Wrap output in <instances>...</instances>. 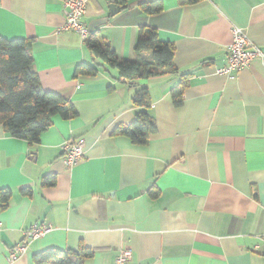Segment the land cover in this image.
Wrapping results in <instances>:
<instances>
[{
  "label": "crops",
  "instance_id": "crops-1",
  "mask_svg": "<svg viewBox=\"0 0 264 264\" xmlns=\"http://www.w3.org/2000/svg\"><path fill=\"white\" fill-rule=\"evenodd\" d=\"M117 1L88 0L84 24L110 17ZM150 1L121 8L100 28L126 61L135 59L142 28L174 46L177 74L134 85L103 68L75 78L76 66L93 59L79 33L61 31L62 0H0V37L32 41L41 86L78 112L56 118L35 145L0 125V192H11L7 208L0 201V264H34L46 249L80 247L94 252L84 264H116L125 247L134 264H264V64L216 72L227 65L233 25L264 54V0H162L163 11L148 15L141 5ZM184 82L176 105L172 91ZM143 88L157 131L137 145L113 132L133 123ZM69 139L86 142L72 169L62 161ZM47 177L54 186L44 185ZM34 224L52 231L8 263Z\"/></svg>",
  "mask_w": 264,
  "mask_h": 264
},
{
  "label": "trees",
  "instance_id": "trees-1",
  "mask_svg": "<svg viewBox=\"0 0 264 264\" xmlns=\"http://www.w3.org/2000/svg\"><path fill=\"white\" fill-rule=\"evenodd\" d=\"M136 0H118L117 5L125 9ZM203 0H180L183 5H195ZM141 9L148 15L163 11L162 0L143 3ZM93 63H80L75 69L79 76L96 77L101 68L117 72L123 81L135 82L178 73L175 65V50L170 43L162 42L155 29L142 28L135 47V59L126 61L112 50L110 42L100 29L89 33L85 39ZM32 41L25 39L7 40L0 37V125L13 138L24 140L30 145L38 144L43 133L48 131L56 118L72 120L78 117L74 105L59 95L43 89L34 69ZM186 82L172 91L176 105L182 102ZM110 90L112 88H109ZM136 118L130 125L118 126L114 136H125L134 144L145 145L157 131L154 118L147 109L150 107L148 88L133 99ZM45 186H54L55 177H47ZM31 192V190H27ZM11 192L3 189L0 201L3 208L9 206ZM94 252L80 247L78 250L49 248L33 256L34 264H84Z\"/></svg>",
  "mask_w": 264,
  "mask_h": 264
},
{
  "label": "built area",
  "instance_id": "built-area-1",
  "mask_svg": "<svg viewBox=\"0 0 264 264\" xmlns=\"http://www.w3.org/2000/svg\"><path fill=\"white\" fill-rule=\"evenodd\" d=\"M67 12V22L61 31H74L80 34L83 40L89 35L88 26L83 22L87 14L88 0H62ZM261 59L264 64V54L250 41L247 31L236 25L232 27V41L228 46V61L225 67L217 69V74L232 76L242 69L250 66L256 59ZM86 142L84 139H69L63 146V164L67 169H72L85 158ZM1 227V225H0ZM52 231L47 224H34L24 232L23 241L16 245L7 257L8 263H13L26 254L29 245ZM116 264H134L132 250L125 247L120 250Z\"/></svg>",
  "mask_w": 264,
  "mask_h": 264
},
{
  "label": "water",
  "instance_id": "water-1",
  "mask_svg": "<svg viewBox=\"0 0 264 264\" xmlns=\"http://www.w3.org/2000/svg\"><path fill=\"white\" fill-rule=\"evenodd\" d=\"M120 11H121V7L119 5H117V4L109 5L110 17H114ZM110 17L92 21L88 26L89 33H93L95 30H98V29L102 28L103 26H106L109 22Z\"/></svg>",
  "mask_w": 264,
  "mask_h": 264
}]
</instances>
